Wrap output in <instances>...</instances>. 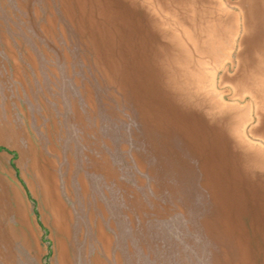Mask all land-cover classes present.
Here are the masks:
<instances>
[{"label": "rangeland", "instance_id": "rangeland-1", "mask_svg": "<svg viewBox=\"0 0 264 264\" xmlns=\"http://www.w3.org/2000/svg\"><path fill=\"white\" fill-rule=\"evenodd\" d=\"M0 264H264V0H0Z\"/></svg>", "mask_w": 264, "mask_h": 264}]
</instances>
